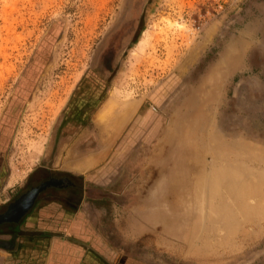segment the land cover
<instances>
[{"label":"rangeland","instance_id":"1","mask_svg":"<svg viewBox=\"0 0 264 264\" xmlns=\"http://www.w3.org/2000/svg\"><path fill=\"white\" fill-rule=\"evenodd\" d=\"M51 175L132 264H264V0H0V212Z\"/></svg>","mask_w":264,"mask_h":264},{"label":"crops","instance_id":"2","mask_svg":"<svg viewBox=\"0 0 264 264\" xmlns=\"http://www.w3.org/2000/svg\"><path fill=\"white\" fill-rule=\"evenodd\" d=\"M87 180L80 179L75 203L63 190L47 191L18 223L2 226L0 264H132L133 255L119 250L87 216Z\"/></svg>","mask_w":264,"mask_h":264},{"label":"flooded vegetation","instance_id":"3","mask_svg":"<svg viewBox=\"0 0 264 264\" xmlns=\"http://www.w3.org/2000/svg\"><path fill=\"white\" fill-rule=\"evenodd\" d=\"M33 178V176L31 177ZM31 178L25 183L22 191H20V193L18 194V196H16L13 201H11L10 203H8V205H6L4 208L5 210H2L0 212V216L4 215L5 213L8 212V210L10 209L11 206H15L17 207L18 204L21 208L26 209L28 201H29V196L30 192L36 188H38L40 185H42L43 183H46L50 180H55L58 182L59 186L58 187H47L45 190L41 191L40 193H38V195L34 198L31 206L29 207V209L26 211L28 212L33 205L36 203V201H38V199H40V197H42V195L47 192V191H65L68 195L70 194V200L72 203H75L77 201V197H78V193H77V189H78V184L76 183V181H74L73 178H71L69 175H58V176H48L47 178H43L38 182H33L31 180ZM56 188V189H55ZM18 206V207H19ZM16 215L15 214H11L10 216L7 217V220L1 221V217H0V233H1V227L2 226H7V225H13L14 223H18L21 218L19 220H16Z\"/></svg>","mask_w":264,"mask_h":264},{"label":"water","instance_id":"4","mask_svg":"<svg viewBox=\"0 0 264 264\" xmlns=\"http://www.w3.org/2000/svg\"><path fill=\"white\" fill-rule=\"evenodd\" d=\"M58 186H59V184L55 180H50V181H48L46 183H43L38 188L32 190L30 192V195H28L29 196V201H28L26 209L21 208L19 206V204H18L19 207L18 206L17 207L11 206L7 213H5L4 215L0 216L1 217V221L7 220V217L10 216L11 214H15L16 215V218H14L15 221L19 220L21 217L24 216L26 211L29 209V207L31 206L34 198L38 195V193H40L41 191L45 190L47 187H58Z\"/></svg>","mask_w":264,"mask_h":264},{"label":"bare ground","instance_id":"5","mask_svg":"<svg viewBox=\"0 0 264 264\" xmlns=\"http://www.w3.org/2000/svg\"><path fill=\"white\" fill-rule=\"evenodd\" d=\"M100 118H101V116L98 117V119H100ZM122 118L124 119V117H122ZM123 119H122V120H123ZM122 120H120V121H122ZM120 121H118V123L116 124V126H117V125H122V124L120 123ZM216 183H217V181H216ZM218 186H219V185H218ZM220 187H221V185H220ZM220 187H219V188H220ZM232 197H233V196H232ZM202 206H203V205H202ZM192 207H193V206H192ZM186 216H189V215L186 214ZM193 216H194V215H193ZM186 219H187V218H186ZM193 221H194V220H193ZM202 224H203V222H202ZM199 225H200V224H199ZM206 225H207V224H206Z\"/></svg>","mask_w":264,"mask_h":264},{"label":"trees","instance_id":"6","mask_svg":"<svg viewBox=\"0 0 264 264\" xmlns=\"http://www.w3.org/2000/svg\"><path fill=\"white\" fill-rule=\"evenodd\" d=\"M80 103H81V102H80ZM80 103H79V104H80ZM79 110H80V109H79Z\"/></svg>","mask_w":264,"mask_h":264}]
</instances>
